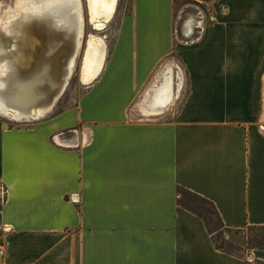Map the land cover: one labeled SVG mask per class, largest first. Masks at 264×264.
Segmentation results:
<instances>
[{"label": "crops", "instance_id": "1", "mask_svg": "<svg viewBox=\"0 0 264 264\" xmlns=\"http://www.w3.org/2000/svg\"><path fill=\"white\" fill-rule=\"evenodd\" d=\"M195 1L207 12L129 0L74 106L0 119L2 264H264V246L216 248L177 201L181 185L228 227L264 225V0Z\"/></svg>", "mask_w": 264, "mask_h": 264}, {"label": "bare ground", "instance_id": "2", "mask_svg": "<svg viewBox=\"0 0 264 264\" xmlns=\"http://www.w3.org/2000/svg\"><path fill=\"white\" fill-rule=\"evenodd\" d=\"M89 21L101 29L116 0H86ZM2 7H0L1 9ZM82 17L79 0H16L0 11V113L15 120L48 112L66 86L73 67ZM104 42L89 35L81 82H91L104 60ZM154 93L160 100L168 78Z\"/></svg>", "mask_w": 264, "mask_h": 264}, {"label": "rangeland", "instance_id": "3", "mask_svg": "<svg viewBox=\"0 0 264 264\" xmlns=\"http://www.w3.org/2000/svg\"><path fill=\"white\" fill-rule=\"evenodd\" d=\"M79 1H80V12L82 17V27H81V34L79 37V45L75 57L73 59V67L71 74L68 77L66 86L64 87L62 93L56 98L51 109L37 119L15 120L7 115H3L0 113V119L4 120L6 124H10V125L31 124L36 120L44 119L53 116L55 114H58L76 104L79 96L82 94L86 86L90 83V82L88 83L81 82V66H82L85 48L87 45V39L91 34L100 36L104 42V49H105V55L103 60V64H104L106 56L108 54V51L111 47V44L113 42L116 33L118 20L120 16L128 10L129 0H116L114 11L110 15L109 19L105 22L103 28L101 29L93 28L92 23L89 21L87 1L86 0H79ZM15 2L16 0H0V7H2L0 11L5 12L8 8L10 7L12 8ZM194 4H198L207 12V8L203 6L202 2L195 0H174V10L180 11V10H185L187 8L188 9L193 8L195 7ZM237 38L233 39V47H231L234 48L233 49L234 58L244 59L248 55L247 54L248 49H241L240 47L250 42L249 40L247 41L245 38L244 40L242 37H240L239 39ZM229 51H231V49H229ZM263 74H264V62L262 63L258 77H256V81L258 80V86H262V83L264 81ZM261 99H262V92H260L259 94V100L261 101ZM263 111L264 110L262 108V113ZM259 112H261V105H259ZM262 118L264 117L262 116ZM259 123L264 125V119H261L260 117ZM181 198L189 202V197H187L186 194H181ZM206 207L210 209L209 205H206ZM208 215L210 217H213V214L211 212H208ZM214 235L216 236L218 242H223L224 244H227L228 246H231L232 248L238 250L242 254H245L250 248L248 247L249 245L248 240L253 237L261 238L262 230L246 229L245 227L242 228L240 231H232V230L225 231L221 229H216L214 231Z\"/></svg>", "mask_w": 264, "mask_h": 264}, {"label": "trees", "instance_id": "4", "mask_svg": "<svg viewBox=\"0 0 264 264\" xmlns=\"http://www.w3.org/2000/svg\"><path fill=\"white\" fill-rule=\"evenodd\" d=\"M176 191L178 194V198L177 201L179 204H181L182 206H184L185 208L191 210L192 212L196 213L197 215H199L205 226L206 229L208 231V233L210 234V237L214 243V245L216 246V248L231 253V254H235V255H239L242 256L244 254H242L241 252H239L238 250L232 248L231 246H228L227 244H224L223 242H218L216 236L214 235V231L216 229H221V230H225V231H240L242 228H232V227H228L226 225H224L214 203L208 199L207 197L192 191L186 187H183L181 185H177L176 187ZM181 194H186L187 197H189V202L185 201L181 198ZM206 205L210 206V209L206 207ZM208 212H211L213 214V217H210L208 215ZM246 229H261L262 230V236L261 238L258 237H253L251 239H249V245L248 247H262L264 246V225L262 224H248L245 226Z\"/></svg>", "mask_w": 264, "mask_h": 264}, {"label": "built area", "instance_id": "5", "mask_svg": "<svg viewBox=\"0 0 264 264\" xmlns=\"http://www.w3.org/2000/svg\"><path fill=\"white\" fill-rule=\"evenodd\" d=\"M5 256V246L4 243L0 240V264H2V260Z\"/></svg>", "mask_w": 264, "mask_h": 264}]
</instances>
